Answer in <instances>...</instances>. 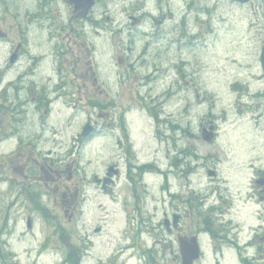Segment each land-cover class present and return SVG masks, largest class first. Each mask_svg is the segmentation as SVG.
Instances as JSON below:
<instances>
[{"label":"flooded vegetation","instance_id":"flooded-vegetation-1","mask_svg":"<svg viewBox=\"0 0 264 264\" xmlns=\"http://www.w3.org/2000/svg\"><path fill=\"white\" fill-rule=\"evenodd\" d=\"M21 1L0 0L5 7L0 10V203L5 206V199L23 192L33 197L40 192V196L53 197L56 204L60 198L64 214L71 210L72 216L79 214V198L93 188L113 201L122 191L130 192L136 208L141 209L144 202L138 188L145 186V175L155 171L152 166L157 167L156 158L150 161L144 152L147 122L153 119L157 133L162 131L160 125L170 123L177 128L179 124L163 108L165 99L181 98L183 93L200 100L208 96L196 79V69L190 66L193 63L182 55L183 46L194 44L198 36L190 30L189 10L202 0H40L25 13ZM228 1L245 5L249 0ZM117 6L124 7L120 11ZM175 6L187 7L179 20ZM23 22L46 26L52 45L46 55H31L32 63L27 61L30 36ZM47 56L51 63L39 66ZM235 86V91L241 88L242 99L245 85ZM70 109L65 122V112ZM213 122L202 121L201 131ZM68 129L76 133L66 146ZM94 141L109 147L106 163L98 166L84 159L86 148ZM195 155L172 158L174 169L168 172L158 167L164 175L162 213L148 226L157 245L170 248L173 260L182 263L181 239L197 236L202 258L205 235L214 237L212 230L239 252L252 246L264 252L260 245L264 244L262 158L244 160L243 168L228 167L232 174L235 170L242 173L235 190L234 182L220 178L218 165L196 163L194 167L195 159L204 160L197 152ZM199 166L210 179L204 191L193 186L191 178ZM186 170L190 174L187 183L175 184L172 179L182 177ZM16 178L22 183H15ZM125 186L129 187L127 193ZM197 203L207 206L211 217L205 219L206 226L198 228ZM233 209L246 214L243 224L234 220ZM32 212L27 210L29 229L36 221ZM246 224L251 232L241 244L247 233L240 238L238 232H245ZM220 253L224 255V250Z\"/></svg>","mask_w":264,"mask_h":264},{"label":"rangeland","instance_id":"rangeland-1","mask_svg":"<svg viewBox=\"0 0 264 264\" xmlns=\"http://www.w3.org/2000/svg\"><path fill=\"white\" fill-rule=\"evenodd\" d=\"M38 1L22 0L23 12ZM123 7L117 6L116 9L121 11ZM3 8L0 6V10ZM173 8L176 20H179L187 7ZM118 18H121L120 14ZM187 18L191 22L190 30L198 36L194 44L183 46L182 55L193 63L190 66L196 69V79L202 83L208 96L206 100H200L195 96L188 98L183 93L181 98L172 96L165 99L163 108L168 110L166 115L179 124L177 128L168 123L160 125L162 131L157 133L153 119L147 122L144 152L146 157L151 158L150 161L156 158L157 167L152 166L155 171L148 172L144 178L145 186L138 188L143 195L141 209L136 208V200L130 192L124 194L122 191L118 200L113 201L103 192L91 188V193L79 198L81 202L76 209L79 214L71 216V210L64 214L60 198L56 204L53 197L40 196V192L33 197L22 191L23 194H18L17 198L5 199V206L0 203L2 263L7 260V264H182L173 260L170 248L163 250L157 245L156 235L148 229L150 222L157 221L159 212L162 213L160 199L163 198L161 184L164 175L158 167L168 172L174 169L172 158H179V155L181 159L194 158L197 152L204 160L195 159L194 167L196 163H207L208 167L218 165L220 178H227L230 184L234 182L237 190L242 173L235 170L232 174L229 166L243 168L244 160L253 157L262 158L264 164V70L260 63L261 46L264 44V0H249L245 5H236L228 0H202L189 10ZM23 26L29 29L27 61L32 63L31 55H46L52 48L46 32L48 28L36 22H23ZM200 31L205 34L202 36ZM46 40L47 44L43 43ZM40 63L39 66L51 63L49 56ZM40 73L44 74L43 71ZM238 83L247 89L242 99L241 88L235 91ZM70 113L71 109L65 112V122ZM54 119L57 121L56 117ZM207 120H213L218 125V135L212 142L205 141L201 134V123ZM75 133V130L68 129L66 146L70 145ZM108 155L109 147L103 148L94 141L86 148L84 159L86 162L92 160L93 166H98L106 163ZM188 168L186 166L185 169ZM198 169L191 176L193 186L204 191L210 179L206 169L201 166ZM186 175H190L188 170L182 177L176 175L171 179L175 180V184L187 183ZM16 181L22 183L21 179L16 178ZM128 190L129 187L125 186V193ZM207 209V206L198 204L194 210L197 228L201 224L207 225ZM27 210L36 214L31 229L28 228ZM233 210L234 220L243 224L246 214L239 215V210ZM248 221L254 220L249 218ZM244 226L245 232H238L240 238L247 233L241 244L251 232L247 224ZM209 232L214 237L209 239L204 234L206 253L195 264H264L262 249L258 252L252 246L241 248L239 252L238 247L215 237L218 231ZM233 232L236 233V230ZM214 244H217V249ZM260 245L264 247L262 242ZM77 246L80 250H76ZM220 249L224 250V255ZM216 253L220 255L218 258ZM70 254L75 263L69 260Z\"/></svg>","mask_w":264,"mask_h":264},{"label":"water","instance_id":"water-1","mask_svg":"<svg viewBox=\"0 0 264 264\" xmlns=\"http://www.w3.org/2000/svg\"><path fill=\"white\" fill-rule=\"evenodd\" d=\"M240 2H245L247 0H237ZM260 61L262 68L264 69V45L260 53ZM216 136V124L212 123L209 126H205L202 130V138L205 141L211 142ZM213 174L214 171L209 172ZM182 254H183V263L182 264H195L196 260L201 256V245L197 236L193 238H184L181 239ZM219 264V263H218Z\"/></svg>","mask_w":264,"mask_h":264},{"label":"trees","instance_id":"trees-1","mask_svg":"<svg viewBox=\"0 0 264 264\" xmlns=\"http://www.w3.org/2000/svg\"><path fill=\"white\" fill-rule=\"evenodd\" d=\"M76 250H80V248L77 246L76 247ZM3 245H0V255L2 254L3 255ZM68 257H69V260L70 261H72V262H74L75 263V260L73 259V257H72V255L70 254V255H68ZM7 260H5V262L4 263H2L1 261H0V264H7ZM76 264V263H75Z\"/></svg>","mask_w":264,"mask_h":264},{"label":"bare ground","instance_id":"bare-ground-1","mask_svg":"<svg viewBox=\"0 0 264 264\" xmlns=\"http://www.w3.org/2000/svg\"><path fill=\"white\" fill-rule=\"evenodd\" d=\"M153 101V100H152Z\"/></svg>","mask_w":264,"mask_h":264}]
</instances>
